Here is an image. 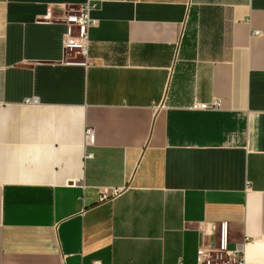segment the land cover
Segmentation results:
<instances>
[{
    "label": "crops",
    "instance_id": "1",
    "mask_svg": "<svg viewBox=\"0 0 264 264\" xmlns=\"http://www.w3.org/2000/svg\"><path fill=\"white\" fill-rule=\"evenodd\" d=\"M219 221L264 264V0H0V264H197Z\"/></svg>",
    "mask_w": 264,
    "mask_h": 264
},
{
    "label": "built area",
    "instance_id": "2",
    "mask_svg": "<svg viewBox=\"0 0 264 264\" xmlns=\"http://www.w3.org/2000/svg\"><path fill=\"white\" fill-rule=\"evenodd\" d=\"M94 4L86 1L76 9H64L60 21L64 24L61 47L63 60L66 64L90 63L88 57V29L95 24V19L90 17L89 12ZM50 19L49 11L42 16ZM259 30H252L251 34H259ZM27 103H35L34 98L25 100ZM219 107L218 100L210 102L194 101L189 108L193 110H215ZM86 141H91L92 130L86 127L84 130ZM117 193L116 189L104 188L98 193V200H106ZM214 239L210 244H200L197 248L195 260L197 264H244L242 255L238 248L227 246V223L217 222L213 230Z\"/></svg>",
    "mask_w": 264,
    "mask_h": 264
}]
</instances>
